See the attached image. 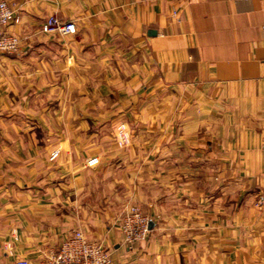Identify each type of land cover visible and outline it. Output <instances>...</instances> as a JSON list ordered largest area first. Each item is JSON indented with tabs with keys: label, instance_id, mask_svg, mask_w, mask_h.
Listing matches in <instances>:
<instances>
[{
	"label": "crops",
	"instance_id": "1",
	"mask_svg": "<svg viewBox=\"0 0 264 264\" xmlns=\"http://www.w3.org/2000/svg\"><path fill=\"white\" fill-rule=\"evenodd\" d=\"M6 1L0 264L78 229L112 264H264V0ZM50 15L75 33L44 32ZM104 127L144 136L85 133ZM120 183L153 220L131 246Z\"/></svg>",
	"mask_w": 264,
	"mask_h": 264
},
{
	"label": "built area",
	"instance_id": "2",
	"mask_svg": "<svg viewBox=\"0 0 264 264\" xmlns=\"http://www.w3.org/2000/svg\"><path fill=\"white\" fill-rule=\"evenodd\" d=\"M173 11V15H175ZM19 20L18 9L6 0H0V53H15L19 50V38L5 30V26ZM42 30L59 35L73 34L75 24L64 21L56 15L48 16L42 23ZM119 231L122 242L131 246L146 239L150 232L149 219L137 206L127 207L120 217ZM16 264H112L109 250L101 243L91 241L80 229L74 230L50 250L40 261L21 259Z\"/></svg>",
	"mask_w": 264,
	"mask_h": 264
},
{
	"label": "rangeland",
	"instance_id": "3",
	"mask_svg": "<svg viewBox=\"0 0 264 264\" xmlns=\"http://www.w3.org/2000/svg\"><path fill=\"white\" fill-rule=\"evenodd\" d=\"M94 131H97V136H101L102 138H114L115 141L117 142V146L119 148L126 146L127 144H129L130 142V137L132 136H136V135H142L144 136V131H138L137 128H131V129H127L125 127H119L116 130H112L110 127H104L103 129L100 130H93V129H87L85 131L86 135L92 134ZM94 146H91V149H93ZM96 147H100L101 148V152L102 153H107L113 150H110V145L109 143L107 144H102L101 146L97 145ZM88 153V152H87ZM143 165L139 164V169H143ZM141 173V180L142 182L146 183V180L148 181L147 176L143 173V171L140 170ZM140 180V178H138ZM147 185V184H146ZM122 183H120V185H118L117 187V192H116V201L118 202L117 204H119L121 207L118 210V214L117 216L120 218L122 216L123 211L133 205V206H137L143 215L147 216L149 219V228L151 231V228L153 227V220L152 217L147 214V212H145L141 206V204H139L136 201H132L131 200V192L126 191L123 187H122ZM87 238H89L86 235ZM91 241H95L92 238L90 239ZM95 242H101V241H95ZM102 243V242H101Z\"/></svg>",
	"mask_w": 264,
	"mask_h": 264
}]
</instances>
